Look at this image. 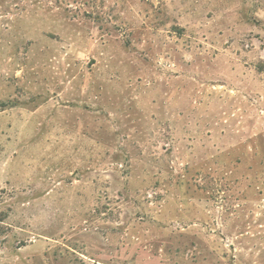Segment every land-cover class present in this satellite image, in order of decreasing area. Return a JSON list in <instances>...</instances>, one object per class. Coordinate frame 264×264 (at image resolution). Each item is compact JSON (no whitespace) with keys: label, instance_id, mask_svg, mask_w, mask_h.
Masks as SVG:
<instances>
[{"label":"rangeland","instance_id":"obj_1","mask_svg":"<svg viewBox=\"0 0 264 264\" xmlns=\"http://www.w3.org/2000/svg\"><path fill=\"white\" fill-rule=\"evenodd\" d=\"M0 264H264V0H0Z\"/></svg>","mask_w":264,"mask_h":264}]
</instances>
